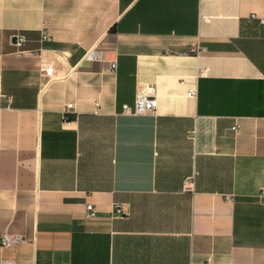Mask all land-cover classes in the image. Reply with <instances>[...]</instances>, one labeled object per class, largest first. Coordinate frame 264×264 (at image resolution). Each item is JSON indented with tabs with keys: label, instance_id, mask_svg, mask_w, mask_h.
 <instances>
[{
	"label": "crops",
	"instance_id": "crops-1",
	"mask_svg": "<svg viewBox=\"0 0 264 264\" xmlns=\"http://www.w3.org/2000/svg\"><path fill=\"white\" fill-rule=\"evenodd\" d=\"M263 21L264 0H0V235L24 237L0 264H264ZM139 91L156 116L121 114Z\"/></svg>",
	"mask_w": 264,
	"mask_h": 264
},
{
	"label": "built area",
	"instance_id": "built-area-1",
	"mask_svg": "<svg viewBox=\"0 0 264 264\" xmlns=\"http://www.w3.org/2000/svg\"><path fill=\"white\" fill-rule=\"evenodd\" d=\"M264 22V21H263ZM21 40L19 41L18 45H21ZM112 67H115V63H112ZM44 73L46 77H52L55 75L54 69L52 66L44 67ZM196 95L195 88H189L187 91V97L194 98ZM69 108L71 105H67L65 110L63 111V118L65 120L68 119ZM157 108H158V101L157 97L148 91H139L136 93L134 102L132 105H123L121 114L128 115V116H156L157 115ZM235 131L237 127H232ZM194 187V176L188 177L185 179L184 182V189L187 191H192ZM261 199L264 203V193L261 195ZM114 213L117 216H121L123 210L119 205H113ZM97 216L95 207L87 203L85 204L84 208V219L90 220ZM24 242V237L22 235H13L8 233H3L0 235V246L5 248H12L18 243Z\"/></svg>",
	"mask_w": 264,
	"mask_h": 264
}]
</instances>
